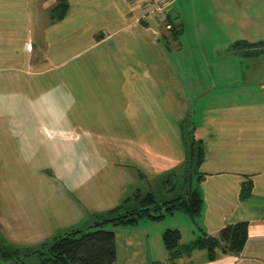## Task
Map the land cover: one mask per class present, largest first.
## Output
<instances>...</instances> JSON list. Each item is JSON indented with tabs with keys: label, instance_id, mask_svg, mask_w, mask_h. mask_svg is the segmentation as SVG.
<instances>
[{
	"label": "crops",
	"instance_id": "1",
	"mask_svg": "<svg viewBox=\"0 0 264 264\" xmlns=\"http://www.w3.org/2000/svg\"><path fill=\"white\" fill-rule=\"evenodd\" d=\"M55 1L0 0V160L30 154L43 158L45 166L38 175L32 166L0 169V224L7 242L35 249L87 229L138 190L151 191L152 181L187 160L189 127L190 148L202 141L206 149L197 169L204 200L199 223L176 211L163 221L176 215L179 225L141 221L118 227L114 264H172L166 230L178 229L185 246L243 221L249 222V238L240 254L217 250L211 260L207 250L198 249L183 254L178 264H264V65L244 77L264 60V42L234 37L222 50L214 48L227 49L228 60L239 57L245 67L225 68L222 78L190 66V78H206L216 94L199 113L191 104L175 106L160 89L168 69L165 47L182 37L151 17L148 0H67L65 17L52 21ZM163 1L178 27L184 26L175 20L181 17L195 28L205 9L204 0ZM90 10L94 25L86 22L90 28H82L88 29L83 34L69 16ZM191 28L186 34L192 37ZM179 69L172 74L181 75ZM71 77L87 82L81 90L90 99L71 94ZM136 90L141 95L135 100ZM191 90L193 99L200 97L201 90ZM177 97L182 100L181 91ZM172 194L166 189L160 197Z\"/></svg>",
	"mask_w": 264,
	"mask_h": 264
},
{
	"label": "trees",
	"instance_id": "2",
	"mask_svg": "<svg viewBox=\"0 0 264 264\" xmlns=\"http://www.w3.org/2000/svg\"><path fill=\"white\" fill-rule=\"evenodd\" d=\"M57 2L60 5L53 10L52 21L63 19L69 10L67 0ZM168 23L172 30H175L172 32L173 37L183 34L182 25L178 27L170 17ZM244 45L249 46L246 43ZM201 142H192L188 162L186 161L179 169L164 174L162 187L173 193L172 198L163 199L155 191L144 193L139 190L133 197L126 198L123 203L108 211L100 221L87 229L72 230L52 242L42 244L38 251L35 249L29 255L35 259L34 261L26 262L21 257L25 249L11 244L5 245L6 251L2 257L6 260L16 257L15 264H114L116 228L136 226L141 221L161 222L176 211L185 212L193 219L199 217L204 200L198 188L202 177L198 175L197 169L206 156V149ZM178 171L183 175L179 176ZM180 186L185 190H179ZM181 238L178 229H168L163 234V241L170 253L172 264H178L183 254H191L198 249L207 250L211 260L214 259L217 250L238 255L243 251L249 238V222L227 225L217 236L204 233L196 241L185 246L180 244Z\"/></svg>",
	"mask_w": 264,
	"mask_h": 264
},
{
	"label": "rangeland",
	"instance_id": "3",
	"mask_svg": "<svg viewBox=\"0 0 264 264\" xmlns=\"http://www.w3.org/2000/svg\"><path fill=\"white\" fill-rule=\"evenodd\" d=\"M148 1L149 3L152 4L150 7L151 17L155 18L156 21L162 22L164 23V25H166L168 23L167 20L168 16H166V13L167 10L171 8V5L167 6V4H165L163 0H148ZM231 2H236L234 4L235 7H233L232 4H230ZM202 4L205 7V9H203L204 11L203 14H200L199 17H197V23H196L197 26L195 24V28H191L193 23H191V25L190 23H188L187 25L186 20L184 21L181 17H177L175 19L178 23H182V22L184 23L183 31L185 30V32L183 36L180 35L182 39H178L175 41V39L172 38L173 41L170 40L169 44L167 45L168 48L165 47V55H166L165 61H166V67L168 69L165 71L166 85L162 83L164 88L162 85L160 88L161 90L163 91L166 90L167 92L170 93L171 97L174 99V102L176 103L175 106H178L180 102H181L180 104H184L188 106L191 104L190 110L192 111V109L193 110L197 109L199 113L201 112V110H203L204 112V108L206 104L214 96H216V94L214 95V91L210 89V87H212V84L211 82L208 83L206 78H204V82L203 81L197 82L192 80L193 78L197 79V77L191 76L192 79L190 78L189 76L190 66L192 65V67H196L198 71L200 70L201 72L205 70H208L209 72L214 71L215 74L213 79H218V77L222 78L221 70L225 71V68L229 70L232 68L234 71L237 70L238 72L241 69V66L242 69L245 68L244 65L241 64V61L239 62L240 60L239 57L232 58V61L228 60L229 58H231V55L227 54V49L225 50L224 53H218V51L222 50V48L226 47L228 44L233 42L234 37L246 38L250 42H264V0H244V2H241L240 0L237 1L236 0H204ZM58 5L60 4H58L57 2V5L52 9L54 10ZM52 9L50 12L51 20L53 16ZM80 12L82 13L81 17L77 16V14H79ZM94 12L95 11H91V12L77 11L75 15H73V17L69 16V19L72 20V22H75L80 29L85 27L90 28L88 27L86 22H89L91 24V27L92 25H94V20L92 22ZM192 21H196L195 18H193ZM232 21L235 24H233ZM239 24H244V27L241 28V26H238ZM258 26L259 28H257ZM190 28L195 29L194 31H196V34L193 33L192 37L188 35V33L186 34V31L187 30L189 31ZM68 29H70V25L68 26ZM84 30L88 32V29H82L81 31L83 34L85 33ZM174 31L175 30L173 29V33ZM181 41H182L181 43L182 46L179 45ZM214 48H218V51H215ZM190 57L192 59L191 62H190L191 60ZM226 62L228 63V67L223 66L224 63ZM258 64L263 66L264 60H262L260 63L255 62L256 66H254L253 72L247 71V74L244 75V77L250 79L254 74V71L257 72L256 69H259ZM179 65L183 66L181 70L178 67ZM178 69L180 71L179 74L181 75H178V72L172 74L171 72L172 70H178ZM251 70H252V66H251ZM249 72H251L250 76H248ZM71 79H72L70 84L71 94L77 95V92L79 91L81 93L79 98L84 100L90 99L89 93L85 94L81 90L83 84H87V82H81L80 79L78 80V77L77 78L71 77ZM262 79L263 78H261L259 75L258 82L263 81ZM191 86L196 87L197 90H201V94L198 91L200 97H198L197 99H193L194 92L193 90H191ZM180 91L182 92V100L179 101L177 95ZM43 92L44 91L41 90L37 92L38 94L36 95V100H41L40 98L42 97ZM92 95L93 94L91 93V96ZM140 95L141 92L139 90L134 91L135 100L139 99ZM232 96H238V95L232 94ZM237 98H239V96ZM40 108L41 107H39V109ZM166 110H168V108H166ZM178 112H179V108L175 109L173 111V116L177 115ZM184 127L187 128L186 125ZM188 130L189 127L187 131L184 132L185 135L187 136V137L185 136L186 138L185 140L187 141V155H186L187 162L189 161L190 158L189 153H191L190 152L191 148L189 146L190 134ZM42 162H43V158H39L37 155L34 156L30 154L27 155L22 154V155L6 156L5 159L2 158L0 160V169L5 165L7 172H9L8 168H11L12 166L14 167L15 170L21 171L23 170V168L27 166H32V170H35V172L38 175L39 173L36 170L38 169V167L40 168L44 166V165L40 166ZM9 164H13V165H9ZM44 168L45 166L43 167V169ZM139 173L142 174L140 170ZM177 174H179V176L183 175V173H181L180 171H178ZM141 176L145 178V175H141ZM163 176L164 175H161L158 177L159 179L151 182L150 185L151 191L159 192L161 194L163 190H166L165 188H163V190L160 189L159 186V185H163V180H162ZM177 178L179 179L178 176ZM7 179L10 180L9 175H7ZM168 198H172V197H168ZM1 212L2 211L0 210V213ZM176 219H177L176 215L171 216V218H168L167 220L163 221V223H167V222L171 223L172 221H177L176 224L179 225V219L178 220ZM196 221H198L199 223L200 220H197L196 218ZM1 227L2 226L0 224V259L2 260L0 261V264H13V263L15 264L16 257H12L8 260L2 257L4 251H6L5 245L10 246L11 243L7 242V239L5 238V235L3 234ZM35 249H37L38 251L40 247L39 248L37 247ZM35 249L32 250L26 249L21 253V257H23V259L26 262L34 261L35 259L29 255H31V252L35 251Z\"/></svg>",
	"mask_w": 264,
	"mask_h": 264
},
{
	"label": "built area",
	"instance_id": "4",
	"mask_svg": "<svg viewBox=\"0 0 264 264\" xmlns=\"http://www.w3.org/2000/svg\"><path fill=\"white\" fill-rule=\"evenodd\" d=\"M164 9H165V8H164ZM164 9H163V10H164Z\"/></svg>",
	"mask_w": 264,
	"mask_h": 264
}]
</instances>
